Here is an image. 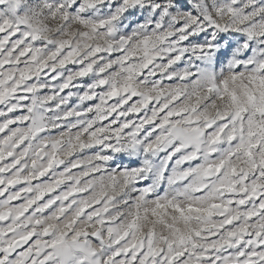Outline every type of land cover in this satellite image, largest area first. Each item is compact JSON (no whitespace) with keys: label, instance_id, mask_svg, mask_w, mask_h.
I'll return each mask as SVG.
<instances>
[{"label":"snow or ice","instance_id":"snow-or-ice-1","mask_svg":"<svg viewBox=\"0 0 264 264\" xmlns=\"http://www.w3.org/2000/svg\"><path fill=\"white\" fill-rule=\"evenodd\" d=\"M0 264H264V0H0Z\"/></svg>","mask_w":264,"mask_h":264}]
</instances>
